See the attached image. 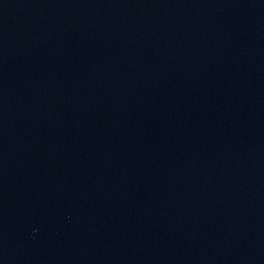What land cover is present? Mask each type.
<instances>
[{
    "label": "water",
    "instance_id": "1",
    "mask_svg": "<svg viewBox=\"0 0 264 264\" xmlns=\"http://www.w3.org/2000/svg\"><path fill=\"white\" fill-rule=\"evenodd\" d=\"M0 264H264V0H0Z\"/></svg>",
    "mask_w": 264,
    "mask_h": 264
}]
</instances>
